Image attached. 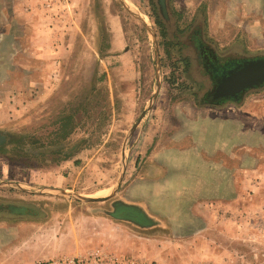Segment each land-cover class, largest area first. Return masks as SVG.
I'll return each mask as SVG.
<instances>
[{
	"label": "rangeland",
	"instance_id": "1",
	"mask_svg": "<svg viewBox=\"0 0 264 264\" xmlns=\"http://www.w3.org/2000/svg\"><path fill=\"white\" fill-rule=\"evenodd\" d=\"M126 4L153 37L119 0H0V37L14 39L0 41V133L11 137L0 179L103 197L123 168L104 202L0 187V215L17 227L0 229V245L15 246V264L58 252L82 264H264V87L208 105L186 66L192 26L215 51L264 55V0H165L166 18L157 0ZM156 58L155 100L129 132ZM232 130L234 144L218 146Z\"/></svg>",
	"mask_w": 264,
	"mask_h": 264
},
{
	"label": "flooded vegetation",
	"instance_id": "2",
	"mask_svg": "<svg viewBox=\"0 0 264 264\" xmlns=\"http://www.w3.org/2000/svg\"><path fill=\"white\" fill-rule=\"evenodd\" d=\"M157 8L161 15L166 18V4L165 0H157ZM204 31L200 26H192L189 29L188 41L190 42V48L192 49L191 55L187 58L186 66L200 73L202 79L206 83V89L204 95H208L211 98V102H205L208 105L224 106L226 103H234L239 97H241L247 91L258 90L264 87V80L257 85L243 88L234 95H225L221 97L213 98V94L218 87L219 82L225 77L229 76L234 71L242 68L250 63H262L264 62V55L255 56L247 54H232L231 49L221 52L215 51L204 42Z\"/></svg>",
	"mask_w": 264,
	"mask_h": 264
},
{
	"label": "water",
	"instance_id": "3",
	"mask_svg": "<svg viewBox=\"0 0 264 264\" xmlns=\"http://www.w3.org/2000/svg\"><path fill=\"white\" fill-rule=\"evenodd\" d=\"M119 2L122 5V7L130 15H132L137 21L141 22L144 25V21L140 17L135 15L133 12H131V10L128 8V6L126 4V0H119ZM144 26H145L144 28L146 29L147 33L151 37H153L152 31L146 25H144ZM158 66L159 65H158V59H157L155 62V71H156L155 91H154L153 95L151 96V99L148 101L147 106L143 110L142 114L140 115L138 120L134 123V125L130 128L129 132L136 130V128L140 124L142 118L144 116H146L148 114V112L150 111V107L155 100L156 92L159 88ZM263 80H264V62H262V63H250V64L245 65L242 68L238 69L237 71H234L229 76L222 79L219 82L218 87L216 88V90L213 94V98L221 97V96H225V95H234L235 93H238L243 88L250 87L252 85H257L259 82H261ZM10 138H11L10 136H8L4 133H0V147H4L5 145H7ZM124 151H125V143L121 149V157H123ZM122 172H123V168L121 165V172H120L119 179L116 183L115 189L103 197H83V196L77 195L75 193H72V192L68 191L67 189H61V188H55V187H44V188H41L40 190L36 189V188L32 189V187H27V186L24 187V186L15 184V183L10 182V181H5L3 179H0V187L17 190V191L23 192L25 194L27 193V194H41V195H43V194H58L59 193V194H62L64 196H67L68 198L80 200V201L87 202V203L104 202L108 197H110L112 195V193L118 187V185L121 181V178H122Z\"/></svg>",
	"mask_w": 264,
	"mask_h": 264
},
{
	"label": "crops",
	"instance_id": "4",
	"mask_svg": "<svg viewBox=\"0 0 264 264\" xmlns=\"http://www.w3.org/2000/svg\"><path fill=\"white\" fill-rule=\"evenodd\" d=\"M41 5V4H40ZM1 36V35H0ZM1 40H4V41H9V42H13L14 41V39L12 38V37H9L8 39H2L1 37H0V41ZM11 57V56H10ZM18 84H16L15 82H12V81H10L9 82V87H16ZM2 106H4V105H2L1 103H0V121H2L4 118H5V111H3L2 110ZM7 106V105H6ZM7 107H9V105L7 106ZM222 109V108H221ZM224 109V108H223ZM12 114H14V113H12ZM218 116H217V123H220V122H222V123H229L230 125H233V126H235V123H234V121L233 120H230V119H221L220 117H219V115H221V114H217ZM231 115V114H230ZM229 124H227V125H229ZM223 125V124H222ZM220 130H218L217 132H219ZM237 136H238V138H239V136L240 135H238L237 134ZM226 139V141H227V143H228V145H233L234 144V142H235V131H233L232 130V132L231 133H228V132H226V134H224V136H223V138L222 137H220L219 138V143H218V146H223L224 145V143H225V139ZM207 140V139H206ZM226 145V144H225ZM234 147V146H233ZM207 164V163H206ZM206 169H208V165H206ZM3 173V171H1V174ZM219 178V177H218ZM218 185L220 184L221 186H222V188H220L221 190H220V194H218V200H220V199H224V192H223V182L221 183H219V181H218V183H217ZM220 195H222L221 197H219ZM128 204V203H127ZM126 203H120V205L119 206H126L127 205ZM135 206V205H134ZM137 208H139V209H141L140 207H137ZM86 218L88 219V221H89V226L91 227V226H93V224H96V222H101V223H103V224H105V222H111V221H113L112 220V215L108 212V215L106 214V213H104V214H100V215H87L86 216ZM23 219H25L24 221H26V223L24 224V225H27V226H35L36 225V223L35 222H32L31 220H34L35 218L34 217H32L31 218V220H29V219H27V218H23ZM91 222V223H90ZM9 223H10V221H8V219H7V217L6 216H4V215H0V229L1 228H5V229H11V228H17V227H14V226H11V225H9ZM92 224V225H91ZM97 226V225H96ZM94 228H96V227H94ZM9 231V230H8ZM10 232V231H9ZM78 241H80V239L78 240ZM14 245V244H13ZM75 246V245H74ZM76 246H77V248H78V246H80V243H78V244H76ZM15 246H12V248H11V246L9 245V243H8V245H0V257L2 258V259H7V261H5V260H0V264H15V260H10L9 261V259L11 258V257H14L15 256V254H16V248H14ZM47 251H48V249H46ZM56 254H58V256H62L61 258H59V259H64V258H72V256H76L75 254H72V256H70L71 254H63L62 252H58V253H56ZM63 254V255H62ZM43 256V255H42ZM20 257H21V259L22 258H24V257H27L26 256V254L25 253H23L22 255H20ZM32 264V263H31Z\"/></svg>",
	"mask_w": 264,
	"mask_h": 264
},
{
	"label": "built area",
	"instance_id": "5",
	"mask_svg": "<svg viewBox=\"0 0 264 264\" xmlns=\"http://www.w3.org/2000/svg\"><path fill=\"white\" fill-rule=\"evenodd\" d=\"M38 264H82L81 260H77V259H55L52 261H47V262H42V263H38Z\"/></svg>",
	"mask_w": 264,
	"mask_h": 264
},
{
	"label": "trees",
	"instance_id": "6",
	"mask_svg": "<svg viewBox=\"0 0 264 264\" xmlns=\"http://www.w3.org/2000/svg\"><path fill=\"white\" fill-rule=\"evenodd\" d=\"M126 206H128V207H129V206H131V205H126ZM126 206H125V207H126ZM136 209H137V210H139V212H141V209H138V208H136Z\"/></svg>",
	"mask_w": 264,
	"mask_h": 264
}]
</instances>
